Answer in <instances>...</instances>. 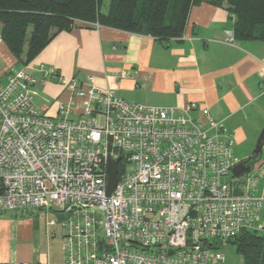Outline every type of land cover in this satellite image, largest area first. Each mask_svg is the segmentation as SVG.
Here are the masks:
<instances>
[{"label":"built area","instance_id":"2783aa9c","mask_svg":"<svg viewBox=\"0 0 264 264\" xmlns=\"http://www.w3.org/2000/svg\"><path fill=\"white\" fill-rule=\"evenodd\" d=\"M31 69L0 85V216L55 213L64 264H213L223 243L264 233V162L234 178V140L207 111L196 119L195 103L145 106L93 77L69 83ZM50 77L73 91L57 118L35 103ZM77 99L85 105L72 118ZM109 155L121 157L110 196Z\"/></svg>","mask_w":264,"mask_h":264},{"label":"crops","instance_id":"0c3cea01","mask_svg":"<svg viewBox=\"0 0 264 264\" xmlns=\"http://www.w3.org/2000/svg\"><path fill=\"white\" fill-rule=\"evenodd\" d=\"M229 34H234L233 17L223 8L202 3L191 9L183 36L168 43L82 24L55 36L26 67L0 37V85L15 71L44 66L69 83L86 84L93 77L97 88L145 106L177 108L195 103L194 118L202 120V112L207 111L222 125L220 133L233 138L238 163L251 155L264 133V40L235 38L230 44ZM72 98L73 91L52 77L35 87L36 105H47L45 113L54 118L59 106ZM84 105L85 100L77 99L71 117L78 118ZM261 162L264 141L255 165ZM52 214L56 216L34 210L0 216V264H57L59 241L45 226L49 222L43 221ZM62 245L60 264H64ZM223 256V262L213 264H239Z\"/></svg>","mask_w":264,"mask_h":264},{"label":"trees","instance_id":"16d2710c","mask_svg":"<svg viewBox=\"0 0 264 264\" xmlns=\"http://www.w3.org/2000/svg\"><path fill=\"white\" fill-rule=\"evenodd\" d=\"M202 3L233 17L237 40H264V0H0V37L26 67L55 36L82 24L168 43L183 36L191 9ZM229 243L244 264H264V234L244 231Z\"/></svg>","mask_w":264,"mask_h":264},{"label":"water","instance_id":"95a60500","mask_svg":"<svg viewBox=\"0 0 264 264\" xmlns=\"http://www.w3.org/2000/svg\"><path fill=\"white\" fill-rule=\"evenodd\" d=\"M263 139H264V133L262 134L259 142L257 143L251 155L245 160L234 164L233 169H232V174L234 178L239 179L249 174L250 172H252L255 164L261 158L262 144L264 141ZM120 161H121V157L117 159H112L110 155L108 157V176H109L108 186H107L108 196L112 195L118 183V180H119L118 168H119Z\"/></svg>","mask_w":264,"mask_h":264},{"label":"rangeland","instance_id":"374dc122","mask_svg":"<svg viewBox=\"0 0 264 264\" xmlns=\"http://www.w3.org/2000/svg\"><path fill=\"white\" fill-rule=\"evenodd\" d=\"M107 2L109 0H106ZM238 183L241 182V180H237ZM50 217H47L46 219L44 218L43 221H46L47 220V223L51 222L52 224H46L45 223V226H47L48 228L51 229V232H53L57 237V241H59V251H58V255L56 256L57 258V264H60L61 263V256H62V250H61V245L63 244V237L61 239V235L63 233V230H62V226H61V223L59 221V219L54 215H49ZM259 234H264V233H259ZM62 243V244H61ZM221 252L229 259H233L235 261H237L239 264H240V257L237 255L236 253V247L231 245L229 242L227 243H223L222 246H221Z\"/></svg>","mask_w":264,"mask_h":264}]
</instances>
